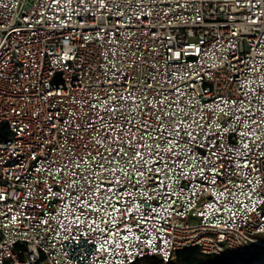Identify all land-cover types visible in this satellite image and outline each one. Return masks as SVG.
<instances>
[{
    "label": "built area",
    "instance_id": "built-area-1",
    "mask_svg": "<svg viewBox=\"0 0 264 264\" xmlns=\"http://www.w3.org/2000/svg\"><path fill=\"white\" fill-rule=\"evenodd\" d=\"M264 0H0V264L264 248Z\"/></svg>",
    "mask_w": 264,
    "mask_h": 264
},
{
    "label": "trees",
    "instance_id": "trees-1",
    "mask_svg": "<svg viewBox=\"0 0 264 264\" xmlns=\"http://www.w3.org/2000/svg\"><path fill=\"white\" fill-rule=\"evenodd\" d=\"M132 264H228L215 256L203 255L196 247L183 248L174 252L173 259L163 263L156 257L143 258ZM251 264H264V248H258L251 259Z\"/></svg>",
    "mask_w": 264,
    "mask_h": 264
},
{
    "label": "rangeland",
    "instance_id": "rangeland-1",
    "mask_svg": "<svg viewBox=\"0 0 264 264\" xmlns=\"http://www.w3.org/2000/svg\"><path fill=\"white\" fill-rule=\"evenodd\" d=\"M256 238L261 240V239H264V236L263 235H257Z\"/></svg>",
    "mask_w": 264,
    "mask_h": 264
}]
</instances>
